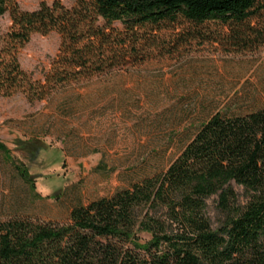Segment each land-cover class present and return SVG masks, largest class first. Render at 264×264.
I'll use <instances>...</instances> for the list:
<instances>
[{"label":"trees","instance_id":"obj_1","mask_svg":"<svg viewBox=\"0 0 264 264\" xmlns=\"http://www.w3.org/2000/svg\"><path fill=\"white\" fill-rule=\"evenodd\" d=\"M5 13L11 25L0 43V99L21 94L28 103L140 64L165 47L160 32L169 27L190 29L191 36L171 39L177 47L209 24L242 50L264 42V0H74L33 11L0 0ZM50 33L60 37L58 53L43 80H34L18 54L32 35ZM16 145L30 157L46 147ZM0 152H8L1 143ZM13 167L35 192L27 168ZM233 186L242 188V202ZM214 196L223 214L216 228L206 214ZM0 264H264V109L215 113L163 172L76 206L64 221H0Z\"/></svg>","mask_w":264,"mask_h":264},{"label":"rangeland","instance_id":"obj_2","mask_svg":"<svg viewBox=\"0 0 264 264\" xmlns=\"http://www.w3.org/2000/svg\"><path fill=\"white\" fill-rule=\"evenodd\" d=\"M13 1L24 11L41 2L74 4ZM10 25L8 13L0 16V43ZM188 31L187 25L164 29L165 47L151 50L140 64L62 86L43 101L28 103L21 94L0 99V143L8 150L0 152V221L15 216L64 221L76 206L163 172L215 113L264 109V42L242 50L226 30L218 35L209 24L197 39L173 46L171 39L189 37ZM59 45L56 33L32 35L18 54L20 67L43 80ZM17 140L46 147L30 157ZM14 163L34 177L35 192ZM233 188L242 202V188ZM206 214L216 228L223 218L217 197L207 201Z\"/></svg>","mask_w":264,"mask_h":264}]
</instances>
